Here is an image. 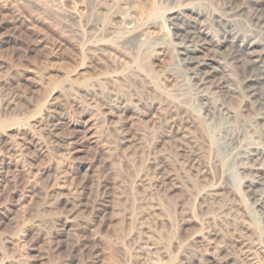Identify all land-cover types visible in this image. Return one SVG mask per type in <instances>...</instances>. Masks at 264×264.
<instances>
[{
  "label": "rangeland",
  "instance_id": "374dc122",
  "mask_svg": "<svg viewBox=\"0 0 264 264\" xmlns=\"http://www.w3.org/2000/svg\"><path fill=\"white\" fill-rule=\"evenodd\" d=\"M256 15L264 0H0V264H264V171L238 157L264 168ZM201 23L210 117L178 57Z\"/></svg>",
  "mask_w": 264,
  "mask_h": 264
},
{
  "label": "bare ground",
  "instance_id": "6f19581e",
  "mask_svg": "<svg viewBox=\"0 0 264 264\" xmlns=\"http://www.w3.org/2000/svg\"><path fill=\"white\" fill-rule=\"evenodd\" d=\"M259 8V7H258ZM260 10V9H259ZM264 18V17H263ZM262 18V15H256L254 17V20L256 21L257 27L259 28V30L262 32V30L264 29V19ZM175 19V18H174ZM218 19V18H217ZM215 20V19H214ZM222 18H220L219 20H216L217 25L219 28H224L225 24L222 22ZM189 22V21H188ZM206 22V21H205ZM254 22V21H253ZM226 23V22H225ZM207 24V23H206ZM189 25V24H188ZM128 27V26H127ZM181 28V27H180ZM184 29V28H183ZM185 33V43L184 45H182L180 47L179 53H178V57H180V61H182L186 67L188 68V70H190V72L193 74L192 76L194 77L195 80H197V86L199 87V93L197 92V94H199V96L202 98V100L205 101L206 103V111L208 116H212L214 114V110L212 107H210L211 102H209V98L208 96H206V92L204 90L205 87V82L204 79L200 78L201 75H199L198 71L204 67V66H210L212 63L218 62L216 57H201L199 55V52L201 51L200 49H212L214 47V45H212L211 42L207 41L208 38H210V30L209 28L205 25V23H201V24H195L193 25L191 28H188L186 30L183 31ZM231 32V31H230ZM177 38V37H176ZM182 38V37H181ZM199 40L202 42H199ZM224 40V39H223ZM230 41V40H229ZM213 42V41H212ZM216 44V43H215ZM233 44V43H231ZM243 47V46H242ZM229 48V47H228ZM251 48V47H250ZM218 49V48H217ZM230 49V48H229ZM221 50V49H220ZM219 51V50H218ZM257 51V50H256ZM203 52V51H202ZM215 52V51H214ZM232 52V50L230 51ZM221 53V52H220ZM229 53V52H228ZM235 53V52H234ZM258 53V52H257ZM216 54V53H215ZM246 54V53H245ZM256 53H254L253 49H250V52L248 53V59L247 62L245 63L246 65H248L249 63L252 62H261L264 64V59L259 57V56H255ZM236 55V54H235ZM242 55V54H241ZM257 55V54H256ZM224 56V55H223ZM228 56V55H227ZM240 57V56H239ZM232 59V58H231ZM237 60V59H236ZM238 61V60H237ZM245 62V61H244ZM243 62V63H244ZM234 63V62H233ZM241 63V62H240ZM248 63V64H247ZM184 66V65H183ZM245 67V66H244ZM238 68V66L236 67ZM240 68V67H239ZM248 68V67H247ZM239 70V69H238ZM241 70V69H240ZM244 70V69H243ZM248 70V69H247ZM252 70V69H251ZM244 72V71H243ZM253 72H255L253 70ZM246 73V72H245ZM249 73V71H248ZM252 75V74H251ZM191 76V78H192ZM246 76V75H245ZM204 77V76H203ZM248 79L254 80V81H258L256 83V85H253L252 88L245 89V92L247 91L248 97L249 98H254L255 99V103H257V105H260L261 107L264 106V93H262L257 85H261L260 81L264 80V71L261 74H258L255 76H250L248 74ZM245 80V79H244ZM253 82V81H252ZM196 83V82H194ZM251 85V84H250ZM250 87V86H249ZM245 88V87H243ZM244 90V89H243ZM198 96V95H197ZM255 105V104H254ZM224 106V105H223ZM220 106V110H225L226 109ZM219 109V108H218ZM261 109V108H260ZM219 113V112H218ZM216 115V114H215ZM226 116V115H225ZM223 117V116H222ZM169 121V120H168ZM171 121V120H170ZM173 121V120H172ZM175 130V129H174ZM172 133V132H171ZM225 135V134H224ZM232 136V135H231ZM235 145V144H234ZM235 148V147H234ZM233 148V150H234ZM250 149V148H249ZM248 149V150H249ZM257 149V148H256ZM247 149H243L242 147H240V149L238 150V157L239 159H241V169L242 171L245 173H259L260 171H264V168L260 165H255L254 166H248V161H254L255 162V154H251V152H249ZM258 155V154H257ZM257 157V156H256ZM255 158V159H254ZM260 174V173H259ZM257 182L260 186L263 187V195H264V174L262 175H258L257 180L255 181ZM260 189V188H259ZM260 193V192H259ZM258 202V200H257ZM263 214V211L261 212ZM264 216V215H263ZM242 245V244H241ZM244 245V243H243ZM244 247V246H243ZM248 247V245H247ZM249 249V248H248ZM251 249V248H250ZM245 250H247V248L245 247ZM248 253V252H247ZM246 254V253H245ZM252 254V253H251ZM249 255V254H248ZM247 258V257H246ZM249 258V257H248Z\"/></svg>",
  "mask_w": 264,
  "mask_h": 264
}]
</instances>
